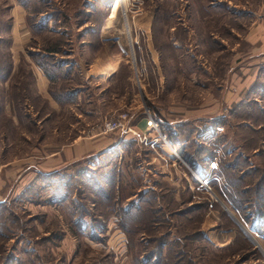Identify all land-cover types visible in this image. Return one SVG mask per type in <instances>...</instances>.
I'll list each match as a JSON object with an SVG mask.
<instances>
[{"label": "rangeland", "instance_id": "obj_1", "mask_svg": "<svg viewBox=\"0 0 264 264\" xmlns=\"http://www.w3.org/2000/svg\"><path fill=\"white\" fill-rule=\"evenodd\" d=\"M49 2L39 5L46 10L40 21L48 19L51 29L36 34L28 45L53 47L56 56L50 61L65 60L72 65L73 48H77L82 70L77 72L79 77H72V84L77 82L70 88L83 93L85 100L51 111L48 118L27 108L19 125L11 124L8 116L0 117V264H140L138 253L133 259L134 250L125 251L124 240L129 233L116 227L119 213L126 208L134 214L128 219H132L128 227L140 224L133 241L137 248L142 246V263L147 252L155 251L157 256L161 251L162 256L149 264H264V44L248 43L246 28L250 24L240 27L227 15L214 22L212 15L205 17L201 5L193 20L184 10L190 0H179L176 12L186 22L188 32L181 26L166 28L176 20V14L165 22L161 13H156L149 29L156 1L139 4L137 0H113L112 12L120 3L116 10L121 25L115 34L102 29L106 37L102 45L97 44L89 24L72 30L58 23L78 21L79 17L84 21L88 17L84 6L79 11L75 8L79 4H71L66 13L64 0ZM103 15L97 12L94 16L93 12L90 19L98 23ZM233 26L239 28L241 39L230 30ZM209 31L215 35L208 38ZM79 36L84 37V43ZM134 39L137 44H133ZM261 40L264 42L263 35ZM116 64L117 71L108 76ZM120 113L126 114V123L136 132L156 136L159 140L155 146L140 142L132 133L105 131L103 122ZM149 116L153 122L193 118L187 125H195L196 145L190 142L191 150H195L193 166L183 168V147L166 140L161 132L168 128L165 122L162 130L147 125ZM88 134L111 138L100 148L121 151L123 165L120 163L116 177L112 176L114 187L110 190L107 183L104 185L114 199L115 212L108 218V214L106 218L99 214L98 198H92L95 192L83 190L86 181L77 173L69 174L71 179H60L36 172L43 170L51 149ZM168 144L177 150H170ZM207 154L210 157L203 163L201 157ZM236 154L242 158L235 161ZM153 155L157 157L154 162ZM99 157H84L80 165L89 170L110 159L107 155ZM114 159L113 163L120 161ZM211 160L217 168H207ZM92 162L94 165L89 164ZM203 164L207 169L195 170ZM175 167L187 173L183 171L186 187L189 181L193 186L186 194L182 192L184 199L177 202L169 181ZM117 173L122 177L119 185ZM203 175L209 176L208 189L194 180ZM144 178L156 183L148 214L136 210L142 208L137 193L144 191ZM59 186L67 199L59 200ZM129 194L132 197L126 201ZM157 207L165 209V219ZM187 208L190 212L179 214ZM97 217L109 226L103 233L104 238L109 236L106 244L95 237L101 235L93 220ZM164 234L166 246L161 249L152 238Z\"/></svg>", "mask_w": 264, "mask_h": 264}, {"label": "crops", "instance_id": "obj_2", "mask_svg": "<svg viewBox=\"0 0 264 264\" xmlns=\"http://www.w3.org/2000/svg\"><path fill=\"white\" fill-rule=\"evenodd\" d=\"M145 1L147 0H137V3L142 4ZM153 1H156L157 7L156 9H154V13L152 14L151 19L148 23L149 29L153 26L152 22L154 20L152 18L156 13H161V17L165 22L167 21V18L170 17L169 15L173 17L174 14H176V20L173 22V24L171 21V24L166 25V28L173 30L176 29L178 26H181V28L185 29L186 32H188L189 28L186 26V22H184V20L180 18L182 16H180V14L176 12L177 8L175 6H178L177 2H179V0ZM218 1L220 2H214V0H190V2L185 5L184 10L186 14L190 15V17H193V20H195L194 14L199 12V6L201 5L205 17L208 14L212 15V20L214 22L216 20L219 23L221 20L225 19L227 15V17H230L231 20H237V23L240 24V27L245 23L246 25L249 23V28H246V39L248 43L252 45H259V43L264 44V42L261 40V36H264V0H244L245 2L239 0V2H237L238 4H233L231 0ZM112 2L113 1L109 0H82V2H72V0H64L63 5L66 13L68 10L71 9V4H79L75 8L78 7L77 9L81 11L82 6H84L85 10L83 11H85V14H88V17H85L86 19L84 21L81 17H79L78 21L60 20V22L58 23H60V25H62L65 29L72 30H79L84 25L89 24L88 28H91L93 31H96L97 44L103 45V40L106 37H103L105 33L102 32V29H109L112 34H115V30L117 31L121 25V20H117V10H114L112 12ZM46 3L47 2H45V4ZM39 5L40 0H0V94H2L0 100V117H10L11 124L14 125H19L20 123H22L24 110L27 108L32 109V111H34L36 115H40L39 117L42 116L43 118H48L51 117V115L49 114L51 111L58 112L65 108L67 104L69 105L73 102H76L78 99L80 101L85 100V98L83 97V93L77 92L76 90L70 88L75 82H77L75 81L72 84V77H79L77 72L80 73V70H82V60L80 59L79 54L76 52L77 48H73L74 53L72 54L73 65L75 66V69L72 63H67L65 60L56 59L49 62V58H55L56 49H53L49 46L46 48H42L34 46L31 47L28 45L29 40L31 38L34 39V36L36 34H44L46 32L45 30L51 29L50 21H47L48 19H42V29L35 26L37 23H39L41 18H44L43 14L46 13V10L41 6L39 7ZM163 5L166 6L167 10L163 8ZM34 6H37L38 9L35 10ZM159 6L160 9L158 8ZM93 12L94 16L97 12L104 13L101 18V21H99L98 23H93L90 19L91 14H93ZM234 29L230 28L231 31H234L232 33H234L235 36H238L241 39L242 35L239 33V28L234 27ZM187 34L189 38V33ZM208 34V38H210L211 35H215V33H212V31H209ZM143 35L144 33L142 34V36ZM79 37H81L80 42L84 43V37ZM126 38L128 42L130 41V43H132L131 41H133V39L130 35L129 40L128 35ZM220 39L222 40V37H220ZM134 41L135 42L133 44L138 43L137 40L134 39ZM173 41L178 43L177 40ZM212 41L215 42L214 38ZM87 42L89 45L90 41ZM89 47L91 48L90 45ZM94 65L98 66L95 63ZM118 65L116 64L107 73V75L112 76V74L117 71ZM248 74H250V72H248ZM36 82L38 84H36ZM35 86L36 88H34ZM150 118L153 119L151 116ZM190 119L193 118L186 117L176 121L172 120L171 122L168 120L158 119L157 121L159 123L157 121L156 123L161 125L162 122H165L168 126H174L178 123L191 121ZM89 135L90 134L87 135V138H82L84 136H79L77 139H74V141H72L71 143L62 145L58 148H50L52 151L49 154L48 160H46L44 164H42V168L44 171L36 170V172L49 174L51 176H55L54 174H59V176L61 177H68V179H71L73 177V175L71 176L69 174L75 175L76 173L78 174V172L81 171H84L86 174H88L92 172L93 169L98 167H101V169L105 172H108L110 170L118 172L121 167L119 166V164L121 163L123 165V161L120 158L121 151L119 150L120 152H118V149L110 151H108V149L106 148L104 149V147L107 146L108 143L111 141V138L106 136H99V134H94L93 136ZM177 144H180L179 146L180 148H182L183 144L181 142H177ZM102 145L105 146L103 148H100ZM94 155L97 156V158L98 156L101 157L107 155L108 157L120 159V161L113 163L110 158L104 165L101 166L94 165L93 161L89 164L94 165V167L89 170L87 167L80 165L82 164L81 161L84 157L89 158L90 156ZM153 156L151 157L152 162L156 161L157 158H155V156L153 158ZM146 160L149 161L148 158H146ZM157 162L160 161L157 159ZM144 163L146 164L147 162ZM181 163L185 165V167L183 168H188L189 165L186 160L185 162ZM162 166L166 167L165 165ZM183 168H181L182 170L180 171L178 168L175 167L174 174L170 172L172 179L170 178L171 180L169 181L172 186L170 184L169 185L173 189L172 197L177 200L183 199V193L186 194L189 189H193V186L190 184V181L189 187H186L183 177V173L185 172V170ZM117 175L118 178H116V181L119 185V182L122 177L119 173H117ZM145 180L147 179H142V188L144 190L142 191H154L156 189L155 181L150 182ZM61 191V186H59L60 196L57 195L59 196V200L67 199L66 196L61 195ZM138 194L140 193H137V195ZM130 195L131 194L126 196L124 199L126 201L129 200L132 197ZM179 195H181L180 198ZM157 198L158 197H155L156 202H158L159 200ZM32 200L34 199L28 200V202ZM47 204L49 203L47 202ZM92 205L94 206L95 203H92ZM108 227V224H105L104 226H102L101 229H98L101 233V235H99L100 237L104 238L105 234L103 235V233H106ZM116 227L118 231L127 234L124 228L120 227L119 225H116ZM108 239L109 236L107 238H104L103 241H99L102 243L104 242L106 244ZM124 241L125 251L127 248L128 253L130 250V244L128 242L127 236ZM126 256L128 258L129 254H127Z\"/></svg>", "mask_w": 264, "mask_h": 264}, {"label": "trees", "instance_id": "obj_3", "mask_svg": "<svg viewBox=\"0 0 264 264\" xmlns=\"http://www.w3.org/2000/svg\"><path fill=\"white\" fill-rule=\"evenodd\" d=\"M42 1H44V2H42ZM109 1H113V0H109ZM45 2L50 4L49 0H40V3L45 4ZM163 8L165 10H167L165 5H163ZM34 9L37 10L38 7L34 6ZM59 10L61 11V9H59ZM80 14L81 13H79V16H81ZM65 16H67V15L65 14ZM54 17H55V15L53 16V18ZM57 20H58V18H56L55 22H57ZM35 26L42 29V22L39 21V23H37ZM180 29H182V28H180ZM93 32H94V34H96L95 30ZM49 62H51V61L49 60ZM41 63H43V62H41ZM189 122L190 121H186V122H183V123H178V124H176L174 126H168V128H165L164 131L162 130L164 128L163 126L158 124V127L160 128V130H162V133L166 136V138L169 141H171L172 144H175V146L178 145L177 142L178 143L181 142L183 144L182 147H183V152H184V154H183L184 155V159L186 160V162L189 165L193 166L195 164L194 158H193L194 157L193 156V152L195 150H191L190 142L195 143V145H196V142L194 140L195 137H196V132H195V125H193L192 127L187 126L188 124H190ZM217 129H219V128H217ZM199 148H197V149H199ZM194 149H195V146H194ZM208 157H210L208 154H207V156L203 155L201 157L202 162L204 163L206 158H208ZM238 158H242L240 156V154H236L235 161H237L236 159H238ZM113 159L114 158H111V160H113ZM108 160L109 159H107L105 162L103 161V163L101 165H104ZM205 165L206 164H203V166H200V168L195 169V170L196 171L197 170L198 171L205 170V168H206ZM208 165H209V162H207V168H208ZM227 166H230V164H228ZM203 167H205V168H203ZM54 175L55 176H51V175L48 174V177L49 178L57 177V178H60V179L62 178L61 176H59V174H54ZM78 175H79L80 179H82V180L86 181V183H88V185L85 183L83 190L84 191L90 190L93 193L95 192L92 198H94L95 196H96V198H98V201L100 203L99 214H103L104 218H106L105 214H108L107 215V218H108L111 213L115 212L112 209V207H113L112 204H114V199L112 198L111 194L106 193V191L104 190L105 189L104 185H105V183H107L109 188H110V190L113 189L114 180L112 179V176L116 177V172L114 170H110L108 172H105V171H103L101 169V167H98V168L93 169V171L88 173V174H86L84 171H81V172H78ZM194 180L197 183H199L198 179L197 180L194 179ZM212 181L216 185V182L214 180H212ZM60 182L61 181H59L58 183H60ZM247 186H249V185H247ZM152 192L153 191L149 190V191H145L143 193L141 192L139 194L138 198H139L140 202H142V208L138 207V208H136V210H138V211L140 210V213H141V209H142V212H146L147 214L150 213L149 209H151L150 208V204L152 202ZM183 199H179V201H182ZM177 201L178 200L176 199V202ZM130 210H131L130 208H126L125 210H122L119 213V217H118V219L116 221V224L119 225L120 227L124 228L129 233L128 234V242L130 244V248L134 250L133 254H132L133 259L135 258V252H136V253H138V256H139L138 258L141 257L140 264H149V262L153 261V258H156V257L160 258V256H162L161 251L157 254V256H155L156 255L155 251L147 252L148 254L144 256V260H143V263H142V246L140 245V247L137 248L136 247V242L133 241L134 234L139 230L140 224H138L139 225L138 227H136V224H134V228L132 227V225H130V227H128L129 223H131L130 220H132V219H130V220H128V219L131 218L132 216H134V214H131ZM164 210L165 209H163V207L162 208L161 207H157V212L161 213V215H162L161 218L162 219H165L163 212L164 213H166V212ZM188 212H190V208H187L186 211H184L183 213H179V214H187ZM176 215H178V213ZM99 218L100 217L93 218V220L96 222L95 226L101 229L102 226H104V221H102ZM115 220H116V218H115ZM139 220H141V223H142V220H144V219L142 217H140ZM100 223H102V224H100ZM88 227H89V223L85 222L84 223V228L88 229ZM141 228H142V226H141ZM165 235L166 234L160 235V236H155L154 235V237L152 238V241H154L153 243H156L159 247H161V249H163L166 246V243H165L166 241L164 240ZM95 237H96V239L101 240V241H103V239H104V238H102V237H100L98 235L95 236ZM148 255H150L149 258H147ZM158 255H160V256H158ZM132 264H134V263H132Z\"/></svg>", "mask_w": 264, "mask_h": 264}, {"label": "built area", "instance_id": "obj_4", "mask_svg": "<svg viewBox=\"0 0 264 264\" xmlns=\"http://www.w3.org/2000/svg\"><path fill=\"white\" fill-rule=\"evenodd\" d=\"M147 125H151V128L158 127V124L156 122H153V120L150 118V116L146 119ZM103 127L105 131H117L120 135H125L126 133H132L135 135V137H138L140 142H147L150 143V145L153 147L155 146L156 142L159 140L156 136L152 137L148 132H145L143 134H140L136 132L130 125L126 123V114H118L116 117L106 119L103 122ZM158 136V135H157ZM150 137V138H149ZM163 138V137H162ZM217 168V164L214 160H211L208 165V169H215ZM196 178L199 181V185L204 188L208 189V180L203 176H196Z\"/></svg>", "mask_w": 264, "mask_h": 264}, {"label": "bare ground", "instance_id": "obj_5", "mask_svg": "<svg viewBox=\"0 0 264 264\" xmlns=\"http://www.w3.org/2000/svg\"><path fill=\"white\" fill-rule=\"evenodd\" d=\"M119 4H120V3L115 4V5L113 6V10H116V8H117L118 6H120ZM168 146L170 147V150H171L172 148H173L174 151L177 150V149L175 148V146L173 147V146H171L170 144H168Z\"/></svg>", "mask_w": 264, "mask_h": 264}]
</instances>
